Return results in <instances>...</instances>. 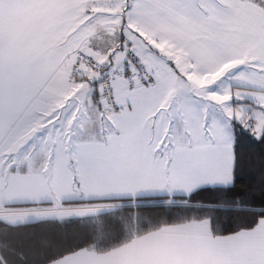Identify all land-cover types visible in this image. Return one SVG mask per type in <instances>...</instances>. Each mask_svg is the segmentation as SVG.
I'll use <instances>...</instances> for the list:
<instances>
[{
	"label": "snow or ice",
	"instance_id": "obj_1",
	"mask_svg": "<svg viewBox=\"0 0 264 264\" xmlns=\"http://www.w3.org/2000/svg\"><path fill=\"white\" fill-rule=\"evenodd\" d=\"M245 143L264 0H0V264H264Z\"/></svg>",
	"mask_w": 264,
	"mask_h": 264
},
{
	"label": "trees",
	"instance_id": "obj_2",
	"mask_svg": "<svg viewBox=\"0 0 264 264\" xmlns=\"http://www.w3.org/2000/svg\"><path fill=\"white\" fill-rule=\"evenodd\" d=\"M264 149V145L257 146V145H248L245 143V145L242 147V153L245 156L246 161L247 160H257L260 158L261 155V150ZM247 175V171L245 173ZM236 194L239 195H247L249 192L248 189V181L247 179H243L238 185L235 190ZM222 199L221 194H215V193H209V192H204L200 193L199 196L197 197V200L202 201L206 204H210L211 202L218 201ZM142 211L145 212L147 215H160L163 213V209L159 208H145ZM220 215H227L225 213H219Z\"/></svg>",
	"mask_w": 264,
	"mask_h": 264
}]
</instances>
